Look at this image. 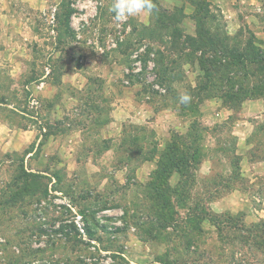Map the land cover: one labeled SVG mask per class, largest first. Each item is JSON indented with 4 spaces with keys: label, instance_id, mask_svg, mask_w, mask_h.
Instances as JSON below:
<instances>
[{
    "label": "rangeland",
    "instance_id": "obj_1",
    "mask_svg": "<svg viewBox=\"0 0 264 264\" xmlns=\"http://www.w3.org/2000/svg\"><path fill=\"white\" fill-rule=\"evenodd\" d=\"M111 4L0 0V119L47 131L40 145L0 149V202L21 166L41 183L0 204V264H264V112L248 105L264 96L232 108L204 88L201 53L174 38L196 37L207 13L224 47L264 49V0H154L120 28ZM54 6L55 32L44 14ZM185 92L189 105L179 103ZM123 98L139 110L109 126ZM173 143L198 147L197 160L190 152L178 195L177 171L157 193L149 184ZM152 196L170 201L169 222L147 214Z\"/></svg>",
    "mask_w": 264,
    "mask_h": 264
},
{
    "label": "trees",
    "instance_id": "obj_2",
    "mask_svg": "<svg viewBox=\"0 0 264 264\" xmlns=\"http://www.w3.org/2000/svg\"><path fill=\"white\" fill-rule=\"evenodd\" d=\"M198 12L202 13V10L199 9ZM199 13H197V18L200 17V15L198 16ZM200 18V27L198 28L196 37L185 35L183 38L182 34L178 32L179 34L175 35L174 38L177 41L183 39V45L187 44L195 51L201 53L200 64L209 74L206 78V83H203L205 85L204 88L209 93H215L216 91V94L225 103L230 104L232 108L240 105L246 99L264 96V49L257 48L253 45V42H249L248 52H239L236 49L229 50L218 42L220 39L217 38V35L211 34V32L209 33V30L205 28L204 24H206V21L202 19L208 20L209 15L206 13V15ZM220 52L223 55L219 56ZM209 54H214V56L211 57ZM248 66L249 73L244 74L245 79H243L241 69L245 71L248 69ZM248 77L249 83L247 81ZM254 78H257L255 79L257 81H254ZM183 147L173 143L162 151L158 167L149 184L152 191L158 193L169 190L171 188L169 178L174 171L179 172L183 178L180 181L181 188H172L171 193L178 195L180 189L186 186V183L184 184V178L186 176L184 164L190 161V152L191 160H197L199 148L194 149L191 144L189 152H185ZM33 149L34 147L27 152ZM39 180V175L21 166L19 174L14 178L13 184L10 183L2 188L1 197L4 198V201H1L0 204L10 205L11 203H16L31 192L41 191V183ZM152 197L154 199L152 198L153 202L150 206H147V214L155 216L156 221L164 219L169 222L167 218L169 209L171 208L170 201H162L155 196Z\"/></svg>",
    "mask_w": 264,
    "mask_h": 264
},
{
    "label": "crops",
    "instance_id": "obj_3",
    "mask_svg": "<svg viewBox=\"0 0 264 264\" xmlns=\"http://www.w3.org/2000/svg\"><path fill=\"white\" fill-rule=\"evenodd\" d=\"M47 83H48L47 80H45V78H44L41 81V84L39 85L40 89L43 88ZM53 90L54 89L52 87L51 90L49 91L48 96H53V94L55 92ZM121 102H122L121 104H117V106L114 107L113 119H112V121L109 122V126L119 125L121 122H123V121L119 120V115H126V116L133 117V112L136 111V108H137V111L139 110L138 106H140V103H138L137 101H134L135 105L137 106L136 108L130 107L133 104L124 98L121 99ZM248 105H249V107L254 106L256 112H258V113L264 112L263 102H260L258 100H253V101H249ZM53 108H54L53 112L55 113V115L58 116L57 119H61L65 113L64 108H62V106L59 103L54 104ZM27 115L33 119H37V120L41 121V119L38 116H34V115H30V114H27ZM6 121L7 120H5V119H0V149H2V150L25 149V148H28L29 145H31L34 141L37 142V145H40V142L43 140V138L47 132V131L46 132L44 131L38 136L36 133L37 130H35L32 127L18 128L16 126H11ZM43 129L46 130V127L43 126ZM108 135L110 137L111 136H117L114 133H109ZM52 137L54 138L55 136H52ZM43 146H45V145H43ZM35 152H36V148L33 149L32 151L27 152V157L33 156L35 154Z\"/></svg>",
    "mask_w": 264,
    "mask_h": 264
},
{
    "label": "clouds",
    "instance_id": "obj_4",
    "mask_svg": "<svg viewBox=\"0 0 264 264\" xmlns=\"http://www.w3.org/2000/svg\"><path fill=\"white\" fill-rule=\"evenodd\" d=\"M154 0H112L110 11L117 21H127L130 17L151 14L155 10ZM192 97L188 93L179 95V103L189 105Z\"/></svg>",
    "mask_w": 264,
    "mask_h": 264
},
{
    "label": "built area",
    "instance_id": "obj_5",
    "mask_svg": "<svg viewBox=\"0 0 264 264\" xmlns=\"http://www.w3.org/2000/svg\"><path fill=\"white\" fill-rule=\"evenodd\" d=\"M44 14L46 15V19H47L48 23L50 24V26L53 27V32H55V28L54 27L56 26V23H57V7L54 6L51 9H48V11L47 10H44ZM123 22H125V21H123ZM123 22L120 21L117 24V27L120 28L122 26V23ZM109 44H110V47H112V46H116L117 45V42L115 41L114 38H112V39L109 40ZM142 50H144V48L141 49V51ZM134 56L137 57V54H135ZM136 65L137 66H140V62L138 61L136 63ZM138 70H139V67H137L136 71H138ZM38 104H39V100L36 97H33L32 101H31V105L34 106V107H37ZM76 223L78 225V229L80 231H82L83 234H86V228L83 225L84 221H83L82 215H77V217H76ZM118 223H120V222H118Z\"/></svg>",
    "mask_w": 264,
    "mask_h": 264
}]
</instances>
